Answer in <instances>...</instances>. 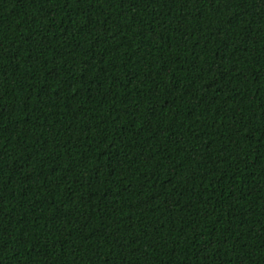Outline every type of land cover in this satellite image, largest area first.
<instances>
[{
    "label": "trees",
    "instance_id": "1",
    "mask_svg": "<svg viewBox=\"0 0 264 264\" xmlns=\"http://www.w3.org/2000/svg\"><path fill=\"white\" fill-rule=\"evenodd\" d=\"M0 264H264V0H0Z\"/></svg>",
    "mask_w": 264,
    "mask_h": 264
}]
</instances>
